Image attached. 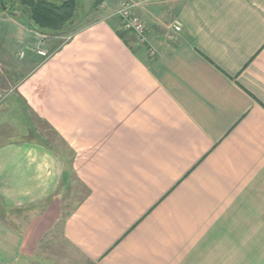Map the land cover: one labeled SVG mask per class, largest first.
<instances>
[{
  "label": "crops",
  "instance_id": "0c3cea01",
  "mask_svg": "<svg viewBox=\"0 0 264 264\" xmlns=\"http://www.w3.org/2000/svg\"><path fill=\"white\" fill-rule=\"evenodd\" d=\"M4 12L0 264L55 229L85 264H264V0H141L154 54Z\"/></svg>",
  "mask_w": 264,
  "mask_h": 264
},
{
  "label": "rangeland",
  "instance_id": "374dc122",
  "mask_svg": "<svg viewBox=\"0 0 264 264\" xmlns=\"http://www.w3.org/2000/svg\"><path fill=\"white\" fill-rule=\"evenodd\" d=\"M3 1L5 6L10 8V4L6 2V0ZM125 1L126 0H77V12L80 13L79 19H75L73 27L69 32L67 31V34L58 35V37H61L58 41L63 42L69 40L77 30L95 23L101 18L105 19V17H109L111 14L117 18L115 13ZM3 15H7L6 12L2 13V11H0V20H2ZM16 20H18V18H16ZM38 34L43 36V41H37L38 44L41 42H43L42 44H44V42L46 44V42L50 40V37H53L48 33L39 31ZM40 36H38L39 39L41 38ZM22 39L24 38L22 37ZM43 247H45L44 252H42L44 253V255H42L43 258H35L30 264H85L82 263L78 254L61 240L58 229L49 233L46 241L42 244V248Z\"/></svg>",
  "mask_w": 264,
  "mask_h": 264
},
{
  "label": "trees",
  "instance_id": "16d2710c",
  "mask_svg": "<svg viewBox=\"0 0 264 264\" xmlns=\"http://www.w3.org/2000/svg\"><path fill=\"white\" fill-rule=\"evenodd\" d=\"M77 1V0H76ZM75 0H6L0 1V11L15 15L29 27L52 36L67 34L79 19ZM80 11V10H79Z\"/></svg>",
  "mask_w": 264,
  "mask_h": 264
},
{
  "label": "built area",
  "instance_id": "2783aa9c",
  "mask_svg": "<svg viewBox=\"0 0 264 264\" xmlns=\"http://www.w3.org/2000/svg\"><path fill=\"white\" fill-rule=\"evenodd\" d=\"M140 3L141 0H126L121 4L115 15L117 16L123 30L130 32L136 43L147 46L149 53L154 54L155 50L149 43L145 23L140 17L132 12V10L139 6ZM171 28L172 32L178 33L181 30L182 25L179 20L175 19L171 24ZM173 38V33L167 35V39L172 40Z\"/></svg>",
  "mask_w": 264,
  "mask_h": 264
}]
</instances>
